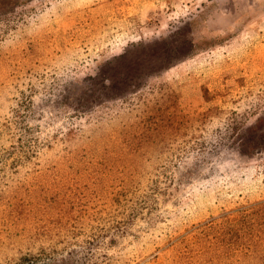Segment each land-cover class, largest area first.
Segmentation results:
<instances>
[{
	"label": "rangeland",
	"instance_id": "obj_1",
	"mask_svg": "<svg viewBox=\"0 0 264 264\" xmlns=\"http://www.w3.org/2000/svg\"><path fill=\"white\" fill-rule=\"evenodd\" d=\"M0 264H264V0H0Z\"/></svg>",
	"mask_w": 264,
	"mask_h": 264
}]
</instances>
